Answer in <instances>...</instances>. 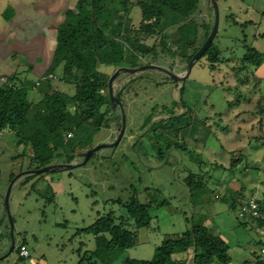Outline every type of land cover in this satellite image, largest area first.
Masks as SVG:
<instances>
[{"label": "rangeland", "instance_id": "obj_1", "mask_svg": "<svg viewBox=\"0 0 264 264\" xmlns=\"http://www.w3.org/2000/svg\"><path fill=\"white\" fill-rule=\"evenodd\" d=\"M217 4L219 24L214 43L220 49L221 62L215 70L209 68L205 57L198 58L189 76L177 86L169 82L156 85L155 81H163V78L155 69L119 74L113 88L115 92L124 86L125 128L115 148H102L73 169L43 172L25 181V175L17 176L38 166L30 162L31 150L16 144L15 136L8 131L0 135V255L8 252L10 244L4 199L15 178L8 196L13 235L16 243L25 241L30 253L29 258L19 260L14 249L0 260V264H76L79 255L94 246L93 236L78 230L109 211L115 216L124 214L125 209L116 200L126 201L135 191L139 198L154 195L157 200L168 199L169 205L150 210L154 216L150 227L137 230L134 245L122 251L114 264H122L125 257L148 260L164 238L175 237L186 230L185 217H191L192 205L183 178L188 170L197 171L198 165L189 160L188 154L174 148L166 152L164 160H159L155 148L157 138L154 139L151 132L143 133L153 121L140 130L149 113H156L155 120L163 116L157 114L162 105L170 107L173 100L179 103L181 86H184L183 101L198 119L205 118L210 126L205 142L201 141L207 131L205 128L195 135L196 141L187 139L189 147L202 153L207 160L202 169L210 170L209 174L213 175L210 187L215 188L213 184H216L219 196L230 190H239L246 198L254 193L264 206V142L249 143L251 135L260 133L255 127L259 116L254 112L264 91V57L257 69L232 70L241 65L244 44L264 50V0H218ZM133 15L136 23L139 16ZM196 17L211 21L213 25V11L207 0L200 1ZM169 45L175 48L173 42ZM126 54L130 56L131 51L127 49ZM148 61L143 58L139 62L146 65ZM168 64L173 65L174 71L183 72V64L178 59L159 53L154 65L166 67ZM99 68L109 77L115 72L112 66L101 65ZM56 73L60 75V68ZM136 76L142 78L132 82ZM28 78L38 79L31 75ZM56 83L66 93L71 94L74 90L72 85ZM30 93L31 96L38 95L35 90ZM155 106L157 108L153 110ZM175 110L176 114L183 111L177 107ZM115 115L118 120L95 135L94 145L115 140L120 122L119 109ZM262 129L264 134V126ZM234 157L237 161L231 170L210 168V163L215 162L227 168ZM81 161L77 157L73 162ZM146 188L149 191L146 192ZM238 207V204L233 208L230 202L220 201L206 207V223L228 243L236 264L244 254L250 258L257 253L264 243V229L255 222L243 224Z\"/></svg>", "mask_w": 264, "mask_h": 264}, {"label": "trees", "instance_id": "obj_2", "mask_svg": "<svg viewBox=\"0 0 264 264\" xmlns=\"http://www.w3.org/2000/svg\"><path fill=\"white\" fill-rule=\"evenodd\" d=\"M200 1L77 0L74 9L67 10L65 21L58 27L57 44L47 73L35 81L28 76L21 78L19 75H12L10 83L0 88V135L8 131L15 136L16 144L29 147L30 162L38 164L34 169L51 163L72 162L80 153L94 146L95 135L102 128H109L112 122L118 120L115 115L118 107L113 108L108 91L109 74L99 67L112 66L114 70L120 66L136 68L143 65L139 62L143 58L149 59L146 65H154L161 53L178 59L183 64L184 71L186 64L204 43L212 28L211 21L207 22L204 18L198 20L196 17L200 11ZM209 8L213 11L211 2ZM133 13L139 16L136 23ZM262 14L264 15V12ZM214 38L199 57L207 59L212 71L221 62L220 49L214 43ZM170 42L175 44L174 49L169 45ZM127 49L131 51L130 56L126 54ZM263 57L264 50L260 51L253 45L244 44L241 65L233 67L232 70L237 72L246 67L257 69L262 65ZM58 68L61 70L60 75L56 73ZM164 68L174 72L172 64ZM158 72L163 81L154 80L156 85L166 82L176 86L179 84L172 81L166 73L159 70ZM49 74L55 75L56 80L49 77ZM137 78L142 77L136 76L131 79L132 82ZM56 82L74 86L73 92L70 94L60 90ZM256 83L258 84L257 79ZM34 90L38 92L37 96L35 94L31 96L30 92ZM123 91L124 86L115 90L116 97L122 104ZM183 92L184 86H181L179 103L173 100L170 107L166 105L160 107L157 114L163 116L154 120L156 113H149L144 118L140 130H144L153 121L150 128L143 133L151 132L154 139L157 138L155 148L159 160H164L166 152L174 148L180 153L188 154L189 160L198 165L197 171L188 170L183 178L192 205L191 217H185L188 227L175 237L164 238L155 247L150 259L125 257L122 264H232L234 262L228 243L222 236L214 233L206 223L208 218L206 207L220 201L230 202L231 207L234 208L236 204L239 206L255 194L246 198L241 191L230 190L228 194L223 193L219 196L216 184H213L215 188L210 187L213 175L209 174L210 170L202 169V166L207 164V160L203 158L202 153L190 148L187 143V139L195 140L193 139L195 135L200 134L204 128L207 131L201 136V141L205 142L210 126L207 125L205 118L198 119L183 101ZM176 107L183 111L176 114ZM156 108L157 106L153 107V110ZM254 113L259 116L255 127L260 133L251 135L249 143L256 142L258 145L264 142L262 129L264 91L256 102ZM137 143L138 140L135 141V144ZM235 161L237 158H232L227 168L217 162L210 163L212 164L210 168L231 170ZM35 175L39 176L28 173L25 175V181ZM145 191H149V188ZM116 202L125 209L124 214L115 216L113 211H109L99 215L87 227L78 230L91 234L94 246L92 249L84 250L76 264H114L122 251L134 245L137 230L150 227L154 219L150 210L169 205L168 199L157 200L154 195L139 198L136 191L128 200L122 201L119 198ZM257 203L259 210L264 212V206L258 197ZM243 220V224L255 222L258 227L264 229L262 220ZM22 244L26 245L24 240H19L17 243L15 240L14 249L18 256L19 246ZM179 253L185 255L178 256ZM23 259L25 258L19 256V260ZM237 262V264H264L258 260L257 253Z\"/></svg>", "mask_w": 264, "mask_h": 264}, {"label": "crops", "instance_id": "obj_3", "mask_svg": "<svg viewBox=\"0 0 264 264\" xmlns=\"http://www.w3.org/2000/svg\"><path fill=\"white\" fill-rule=\"evenodd\" d=\"M76 1L0 0V88L12 75L39 78L47 73L57 44L58 27Z\"/></svg>", "mask_w": 264, "mask_h": 264}, {"label": "water", "instance_id": "obj_4", "mask_svg": "<svg viewBox=\"0 0 264 264\" xmlns=\"http://www.w3.org/2000/svg\"><path fill=\"white\" fill-rule=\"evenodd\" d=\"M209 2H211V6H212V10H213V25L211 28L210 33L208 34L206 40L204 41V43L199 47V49L195 52V54L192 56V58L188 61V63L185 66V70L180 73V72H171L167 69H165L164 67L161 66H156V65H141L139 67L136 68H128V67H124V66H120L118 67L115 72L110 76L109 80H108V91H109V96L110 99L113 103V108L116 109L117 107L120 110V119H119V124L117 127V137L115 138V140H113L112 142H102V143H98L96 145H94L92 148L80 153L78 155V158H83L81 162H70V163H51L45 166H42L40 168L37 169H33V170H28L25 171L21 174H19L17 177H20L22 174L26 175L28 173H35V174H40L43 172H50V171H56V170H60V169H64V170H70L73 169L75 167H78L82 164H84L85 162H87V160L89 159V157L91 155H94L98 152V150L102 149V148H113L116 147V145L119 143V141L121 140L123 133H124V128H125V116H124V112H123V104L121 102L120 99H118L116 97V94L114 92V84H115V78L121 73V72H137V71H141L144 69H148V68H152L155 70H159L162 71L164 73H166L170 79L172 81L175 82H183L185 80V78H187L190 74L191 68L194 64V62L202 55L203 51L206 49V47L211 43V41L213 40L217 30H218V24H219V10H218V4L215 0H208ZM16 180V178L14 180H12L10 186L8 187V190L6 192V196L4 199V208H5V212L7 215V220L9 223V233H10V244H9V249L8 252H6L3 255H0V260L4 259L6 256H8L15 248V238L13 235V222L12 219L10 217V213H9V209H8V196L10 193V189L11 186L13 184V182ZM2 250H0V254H1Z\"/></svg>", "mask_w": 264, "mask_h": 264}, {"label": "built area", "instance_id": "obj_5", "mask_svg": "<svg viewBox=\"0 0 264 264\" xmlns=\"http://www.w3.org/2000/svg\"><path fill=\"white\" fill-rule=\"evenodd\" d=\"M49 77L55 78V75L49 74ZM6 83H10L9 80H6ZM103 92V90H101ZM71 136V134H68ZM238 215L240 218L246 220H262L264 222V212L259 210V206L257 203V197L255 195H251L245 202L239 205L238 207ZM19 256L24 258H29L30 253L25 244L19 246ZM257 258L262 263H264V245L260 246L259 251L257 252Z\"/></svg>", "mask_w": 264, "mask_h": 264}, {"label": "flooded vegetation", "instance_id": "obj_6", "mask_svg": "<svg viewBox=\"0 0 264 264\" xmlns=\"http://www.w3.org/2000/svg\"><path fill=\"white\" fill-rule=\"evenodd\" d=\"M174 72H179V71L176 70V71H174ZM162 75H163V74H162ZM118 109H119V108H118ZM81 159H82V158H81Z\"/></svg>", "mask_w": 264, "mask_h": 264}]
</instances>
